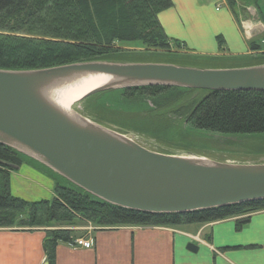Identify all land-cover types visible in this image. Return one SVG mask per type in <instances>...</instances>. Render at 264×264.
<instances>
[{
    "label": "trees",
    "instance_id": "obj_1",
    "mask_svg": "<svg viewBox=\"0 0 264 264\" xmlns=\"http://www.w3.org/2000/svg\"><path fill=\"white\" fill-rule=\"evenodd\" d=\"M258 2L227 0L235 15L238 3L239 10L248 14L247 6L258 11ZM171 5V0H0V68L38 69L91 60L138 61L132 57L145 53L168 55L172 61L192 62L199 67L241 60L194 54L181 41L168 37L157 15ZM259 18L264 24V17L259 14ZM217 41L222 44L220 36ZM125 43H139L143 50L121 48ZM249 46L258 53L246 59L250 62L246 65L264 63V44L253 40ZM196 91L203 95L192 97ZM91 96L106 97L95 106L110 112L118 113L108 105L130 109L127 112L141 118L136 121L138 126L135 123L138 130H149L155 136L173 127L179 133L183 128L206 137L264 133V91L141 86ZM173 115L178 121L172 120ZM96 117L94 121L104 125L105 120L117 122L112 117ZM28 158L0 144V227L42 228L47 264H56V246L72 242L73 233L82 224L181 226L245 215L238 219L240 226L250 213L264 209V200H260L185 214H153L112 205L73 183L61 186L58 182L50 199L28 201L11 193L9 175L14 168L2 163L20 166Z\"/></svg>",
    "mask_w": 264,
    "mask_h": 264
},
{
    "label": "water",
    "instance_id": "obj_2",
    "mask_svg": "<svg viewBox=\"0 0 264 264\" xmlns=\"http://www.w3.org/2000/svg\"><path fill=\"white\" fill-rule=\"evenodd\" d=\"M248 14L253 21L259 20L256 9L248 10ZM263 29L257 23L248 32L255 36ZM90 76L107 79L78 100L141 86L264 91V63L195 67L91 60L38 69L0 68V144L41 163L99 199L130 210L185 214L264 200V163L151 150L127 133L73 108L65 109L56 101L59 89ZM188 248L195 249V245L190 243Z\"/></svg>",
    "mask_w": 264,
    "mask_h": 264
},
{
    "label": "crops",
    "instance_id": "obj_3",
    "mask_svg": "<svg viewBox=\"0 0 264 264\" xmlns=\"http://www.w3.org/2000/svg\"><path fill=\"white\" fill-rule=\"evenodd\" d=\"M171 1L157 18L165 34L181 41L188 52L244 61L257 56L249 42L263 40L264 29L255 36H248L246 30L264 24L240 11V3L235 15L227 0ZM257 12L264 17V0H259ZM217 36L222 38L221 45ZM42 172L39 162L24 161L10 172L11 193L19 197L20 188L32 193L45 190L52 197L54 178ZM244 216L181 226L100 227L88 223L77 226L81 229L75 230L73 240L92 226L93 246L59 243L56 264H264V209L250 213L237 225ZM44 236L42 228L0 227V264H47ZM190 243L195 249L188 248Z\"/></svg>",
    "mask_w": 264,
    "mask_h": 264
},
{
    "label": "rangeland",
    "instance_id": "obj_4",
    "mask_svg": "<svg viewBox=\"0 0 264 264\" xmlns=\"http://www.w3.org/2000/svg\"><path fill=\"white\" fill-rule=\"evenodd\" d=\"M260 42L263 43L262 40ZM120 47L124 49H131V50L134 49L135 51L143 50V48H141L139 43H125ZM135 55L136 56H133L132 58L138 61H133V62L174 63L178 65H188L195 67H199L197 65H200L197 63H194L197 65H192L190 64L192 62L188 63L187 61L184 62L172 61L173 57H170L168 55H160V54H152V53L135 54ZM248 63L250 62L246 60L245 61L237 60V61H229V63H218L214 65L218 66L223 64L224 67H228V66L239 67L242 65L247 66L246 64ZM192 95H193L192 97L194 98L199 97L203 95V92L196 91V93H193ZM101 100L105 101L106 97L94 98L92 96H89L87 98H83L75 102L72 108L75 111L91 118L92 120H94V117L96 116L98 117V118L96 117L98 120L101 118L108 119L111 117L116 119L117 122H112V121L108 122L105 120L103 123L107 124V126L113 127L117 130H121L122 132L127 133L129 136L136 139L143 146L151 150H161L167 153H182V154L204 156L218 161H228V162H238V163H264V133L235 134V135L209 134L208 135L209 138H208L204 135L200 136L195 132H190L187 129H183V128L182 131L179 133L177 131H174L175 128L173 127V128H169V130L166 133H163L159 136H155L149 130L146 132H142L138 130L135 123L138 120L140 121L141 118L137 117L138 115L134 112L132 113L127 112V111H131L130 109H125V108L119 109L118 106L117 108H114L113 105H108L109 107L117 110L118 112V113H113L108 110L102 109L100 107H96L95 105L99 104ZM172 118H173L172 120L177 119V118L175 119L174 115L172 116ZM185 148H187L188 150ZM28 159H26L25 161H30ZM39 165H40V169L43 171L42 173L53 176L54 178V180L52 179L53 188L56 182H58L61 186H72V182L66 179L65 177H63L62 175L47 168L41 163H39ZM17 193L23 196L22 198L28 201L51 198V196L48 195L47 191L45 190H40V191L38 190L37 192L32 193L28 190H23L20 188L17 190ZM83 225L85 224L79 226H83Z\"/></svg>",
    "mask_w": 264,
    "mask_h": 264
},
{
    "label": "bare ground",
    "instance_id": "obj_5",
    "mask_svg": "<svg viewBox=\"0 0 264 264\" xmlns=\"http://www.w3.org/2000/svg\"><path fill=\"white\" fill-rule=\"evenodd\" d=\"M104 76H90L62 87L55 93L56 101L65 109L71 110L73 104L89 89L103 83Z\"/></svg>",
    "mask_w": 264,
    "mask_h": 264
},
{
    "label": "built area",
    "instance_id": "obj_6",
    "mask_svg": "<svg viewBox=\"0 0 264 264\" xmlns=\"http://www.w3.org/2000/svg\"><path fill=\"white\" fill-rule=\"evenodd\" d=\"M249 29H250V27H248V29L246 30V33L248 36L250 35L248 32ZM262 42L264 43V40H262ZM91 229L93 230L94 227H92V226L87 227L86 231H87L88 235L85 234L83 236L77 237L70 244L73 246H78V247H83V248H91L93 246V242H94L93 238L89 236V231Z\"/></svg>",
    "mask_w": 264,
    "mask_h": 264
}]
</instances>
